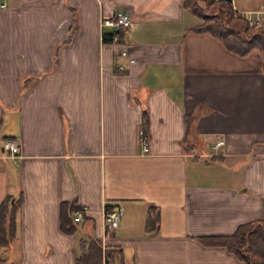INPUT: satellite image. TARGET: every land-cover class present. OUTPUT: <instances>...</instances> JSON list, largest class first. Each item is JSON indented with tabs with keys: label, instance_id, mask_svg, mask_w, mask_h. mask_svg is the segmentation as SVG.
<instances>
[{
	"label": "crops",
	"instance_id": "0c3cea01",
	"mask_svg": "<svg viewBox=\"0 0 264 264\" xmlns=\"http://www.w3.org/2000/svg\"><path fill=\"white\" fill-rule=\"evenodd\" d=\"M6 1L0 203L22 198L18 264H75L78 239L90 237L119 246L124 264H247L197 236L229 234L264 217V53L239 55L190 29L201 19L182 0ZM118 9L131 25L119 42L104 40L102 29L110 28L102 19ZM120 49L133 61L120 59ZM118 62L127 69L119 71ZM186 114L195 117L189 132ZM9 137L18 139L19 158L3 146ZM217 139L224 144L215 148ZM72 200L87 219L66 233L60 203ZM107 204L122 208L111 229Z\"/></svg>",
	"mask_w": 264,
	"mask_h": 264
},
{
	"label": "trees",
	"instance_id": "16d2710c",
	"mask_svg": "<svg viewBox=\"0 0 264 264\" xmlns=\"http://www.w3.org/2000/svg\"><path fill=\"white\" fill-rule=\"evenodd\" d=\"M184 9L201 20L189 28L198 32H208L218 37L224 46L239 55L252 50L264 53V25L250 26L246 19L235 14L231 6L223 0H182ZM105 40H107L105 38ZM57 62V59L55 60ZM24 80L26 85L30 79ZM194 115H185L186 132L190 131ZM142 123L147 132L148 113L142 106ZM8 195L0 203V264H13L2 256V248L8 246L16 236V215L22 201L21 196ZM115 205L107 204L105 210ZM79 206L74 200L60 203V228L66 233H74L87 219L76 221L74 215ZM151 230L156 232L159 224L157 211L150 213ZM198 240L205 245H221L247 264H264V217L240 223L229 234L199 235ZM75 264H124L125 256L119 246L104 245L100 237L80 238Z\"/></svg>",
	"mask_w": 264,
	"mask_h": 264
},
{
	"label": "built area",
	"instance_id": "2783aa9c",
	"mask_svg": "<svg viewBox=\"0 0 264 264\" xmlns=\"http://www.w3.org/2000/svg\"><path fill=\"white\" fill-rule=\"evenodd\" d=\"M227 3H231L232 0H223ZM7 4L6 0H0V6H5ZM234 8V7H233ZM235 14L242 15L250 26H261L264 25V3L261 7L256 9H233ZM102 25L110 28L109 31L102 29V38L105 40H110L112 42H119L120 36L119 32L122 28L129 27L131 25V18L129 14L121 9L115 11V13L109 17L102 19ZM120 59H127L128 61H133L132 57H128L126 49H120L118 53ZM116 68L119 71H125L127 69L126 62H118ZM139 143L141 150L143 152L148 150V135L144 130V127L139 129ZM224 144L223 139H217L213 144V147L217 148ZM4 148L9 151L10 156L13 158H19V142L17 138L9 137L4 140ZM122 208L120 206H114L112 209L104 211L105 224L107 229H111L117 226ZM85 212L83 209L76 210L74 215V220L79 221L83 219Z\"/></svg>",
	"mask_w": 264,
	"mask_h": 264
},
{
	"label": "rangeland",
	"instance_id": "374dc122",
	"mask_svg": "<svg viewBox=\"0 0 264 264\" xmlns=\"http://www.w3.org/2000/svg\"><path fill=\"white\" fill-rule=\"evenodd\" d=\"M14 241L11 242L8 246L2 248L1 254L2 256L6 257L9 262H12L13 264H18V257L15 256V248H14Z\"/></svg>",
	"mask_w": 264,
	"mask_h": 264
}]
</instances>
